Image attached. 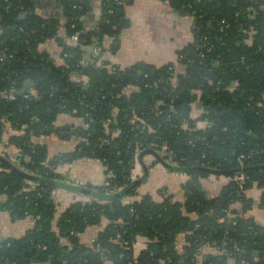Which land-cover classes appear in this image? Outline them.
<instances>
[{
	"label": "trees",
	"instance_id": "obj_1",
	"mask_svg": "<svg viewBox=\"0 0 264 264\" xmlns=\"http://www.w3.org/2000/svg\"><path fill=\"white\" fill-rule=\"evenodd\" d=\"M33 1L0 0V95L17 91L15 100L0 99V139L6 128L19 132L9 139L25 156L18 168L63 182L60 162L97 160L105 182L84 188L113 194L134 180L139 149L190 167L183 171L190 179L182 201L158 191V200L145 194L125 202L136 196L135 186L118 201L72 203L55 230V187L27 184L0 162V194L7 196L0 209L14 220L34 221L22 238L0 244V264H264V229L246 216L252 201L232 181L242 171L245 191L264 189V0H163L195 22L192 42L177 53L182 72L171 63L121 69L100 60L104 38L113 39L115 52L128 24L115 0H102L101 17L89 30L83 19L96 8L94 0H56L62 12L50 18L34 14ZM60 17L65 38L58 36ZM75 34L77 42L69 43ZM52 39L62 48L60 64L39 51ZM94 46L100 54L85 59ZM196 104L202 113L194 118L189 113ZM61 115L80 125L57 126ZM198 121H207L206 128ZM51 134L76 139L75 150L48 160L45 147L31 140ZM241 154L248 157L243 168ZM196 166L227 174L216 197L208 198L199 182L211 174ZM259 206L264 209V191ZM103 220L108 224L94 242L82 244L79 235ZM179 235L185 237L180 247ZM138 237L148 243L135 256ZM205 245L218 253L201 257Z\"/></svg>",
	"mask_w": 264,
	"mask_h": 264
},
{
	"label": "crops",
	"instance_id": "obj_2",
	"mask_svg": "<svg viewBox=\"0 0 264 264\" xmlns=\"http://www.w3.org/2000/svg\"><path fill=\"white\" fill-rule=\"evenodd\" d=\"M33 13L40 17H58L62 8L56 0H34ZM95 9L83 19L85 30L91 29L99 19L100 4L94 1ZM128 24L120 32L115 52L110 50L113 39L104 38V52L100 60H107L121 69L128 68L137 63H144L153 67H160L171 63L176 71L182 72L183 66L179 65L177 53L185 48L193 40L192 29L195 25L191 17L177 14L166 1L163 0H124L121 9ZM58 36L65 38L64 18L60 17ZM68 42L74 44L68 39ZM92 48H88L85 59L92 54ZM39 51L46 52L50 58L59 61L62 48L54 39L46 41L39 47ZM200 108L192 106L189 115L198 117ZM74 122L80 125L73 118L61 115L58 118L57 126ZM13 128H6L0 139V156L18 167L25 156L22 150L17 149L9 142L10 136L17 134ZM35 145L45 147L46 156L49 159L71 154L75 150L77 140L60 139L57 135L51 134L46 137H37L31 140ZM144 162L149 166L147 180L138 186L136 196L125 199V202H133L145 194H150L154 199H160L158 191L163 195H172L174 200H183V185L190 179L186 172H172L161 166L151 155H147ZM61 163V162H60ZM58 165V171L63 175L62 181L65 184L84 187L85 185L101 186L105 182V168L97 160L79 158ZM137 173L142 175L141 167L137 166ZM133 177V176H132ZM226 176L209 175L201 179V187L208 198L216 197L224 184L228 183ZM28 184V181H27ZM30 184V182H29ZM264 189L256 186L246 190V198L252 201V207L247 211L246 216L252 217L256 224L264 229V209L259 206L260 196ZM7 196L0 194V205L5 204ZM51 199L55 205V215L52 228L56 230L57 220L75 202L86 203L89 197L80 193H74L65 189L55 188L51 191ZM33 219L14 220L8 211L0 209V244L8 238H22L25 231L33 225ZM100 226L88 227L79 235L82 244L90 245L95 240L99 231L108 224L105 220ZM185 240L184 235H179L177 244L179 247ZM147 239L138 237L133 245L134 255H138L147 248ZM208 245L202 247L199 255L205 257L207 254H217ZM232 264V261H229Z\"/></svg>",
	"mask_w": 264,
	"mask_h": 264
},
{
	"label": "water",
	"instance_id": "obj_3",
	"mask_svg": "<svg viewBox=\"0 0 264 264\" xmlns=\"http://www.w3.org/2000/svg\"><path fill=\"white\" fill-rule=\"evenodd\" d=\"M196 107L199 108L200 104H196ZM183 115L186 116V110L183 111ZM147 155H151L161 166H163L164 168H166L167 170H170L172 172H183L187 169H191L190 167H188L186 169L174 167L168 161L169 157L167 155L160 156L159 154H156V153L151 152V151H145V152L141 151L138 155H136L134 157V162L132 164V170H133L132 176H133L134 180H132V182L127 187H125L124 189H122L119 192H116L114 194H102V193H99L93 189L72 186V185L65 184L63 182L51 181V180H48L46 178L31 175V174L25 172L24 170H22L21 168L14 166L12 163L5 160V158H3L1 156H0V162H3L6 165V167L15 171L18 175H20L21 177H23L25 180H27L29 182L50 184V185H53L55 188L65 189V190H68V191H71L74 193H80V194H83L85 196L93 197V198H96V199L101 200V201H118L122 198V196L129 189H131L132 187H135V186H139L147 180L148 175H149V166H147L144 162V159ZM137 166L141 167V171H142L141 176L139 173L135 172ZM193 169H201V170L208 172L211 175H216V176H222V175L226 176L227 175L225 172L218 171V170L211 169V168H203V167L196 166ZM259 255L261 256V254H259Z\"/></svg>",
	"mask_w": 264,
	"mask_h": 264
},
{
	"label": "built area",
	"instance_id": "obj_4",
	"mask_svg": "<svg viewBox=\"0 0 264 264\" xmlns=\"http://www.w3.org/2000/svg\"><path fill=\"white\" fill-rule=\"evenodd\" d=\"M94 1H96L97 3H99V4H101L102 3V0H94ZM115 2H116V4H117V6H122L123 5V1L122 0H115ZM109 12L110 13H112L110 10H109ZM99 16L101 17V12H99ZM69 40L71 41V42H73V43H76L77 42V40H78V36L75 34V35H73V36H71L70 38H69ZM92 51V54H94V55H98V54H100V51H101V49L98 47V46H94V47H92V49H91ZM51 60H53V62L55 61V59H52V58H50ZM61 60L62 59H59V61L57 62V63H55V64H60L61 63ZM235 85V84H234ZM16 96H17V91L15 90V89H10L9 91H7V92H5V93H3V94H1L0 95V99H3V100H8V101H12V100H15L16 99ZM200 111H201V109H200ZM202 112H200V114H201ZM196 126L199 128V129H205L206 128V126H207V121H203V122H200V121H198L197 123H196ZM114 136V135H113ZM142 147V145L141 144H139L138 145V148H141ZM140 153V150L139 149H137V152H136V155H138ZM248 157L247 156H245V155H240L238 158H237V162H238V166L240 167V168H243L244 167V163H245V161H246V159H247ZM242 170V169H241ZM247 179H248V177L241 171L240 173H238V174H236L234 177H233V179H232V181H234V183L236 184V186H237V188L240 190V192H246L245 191V188H244V186H245V183H246V181H247ZM229 182V181H228ZM117 191H115V192H111V193H116ZM94 242V241H93ZM92 242V243H93Z\"/></svg>",
	"mask_w": 264,
	"mask_h": 264
}]
</instances>
